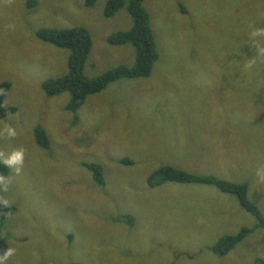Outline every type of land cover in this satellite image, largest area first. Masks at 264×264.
<instances>
[{"label": "rangeland", "instance_id": "rangeland-1", "mask_svg": "<svg viewBox=\"0 0 264 264\" xmlns=\"http://www.w3.org/2000/svg\"><path fill=\"white\" fill-rule=\"evenodd\" d=\"M0 0V84L10 91L0 118L9 169L8 215L1 236L15 254L5 264H254L264 260V229L225 258L209 248L255 219L234 196L198 184L148 176L162 166L248 185L264 217V0H144L158 59L147 78L122 79L87 97L73 114L69 94L48 97L41 84L67 73L69 51L39 41L42 28L86 29L89 78L134 63L131 46L106 39L130 29L125 10L103 15L108 0ZM41 127L49 145L39 147ZM128 161L122 164L121 161ZM82 163L103 170L94 183ZM131 216L132 226L122 217Z\"/></svg>", "mask_w": 264, "mask_h": 264}, {"label": "trees", "instance_id": "trees-1", "mask_svg": "<svg viewBox=\"0 0 264 264\" xmlns=\"http://www.w3.org/2000/svg\"><path fill=\"white\" fill-rule=\"evenodd\" d=\"M143 2L144 0H108L106 2L103 11L105 18H111L120 10H125L132 22L129 30L111 34L106 42L113 47L131 46L134 51V63L130 67L116 66L94 78H89L84 74V66L92 48V39L86 29L81 27L70 29L42 28L36 31L35 36L39 41L57 49L69 51L67 73L56 79L45 80L41 84V89L48 97H55L63 93L69 94L66 111L73 114L72 123L74 125H77L79 121L77 111L85 103L88 96L102 92L118 80L147 78L150 76L153 65L158 59V54L150 28L149 16L144 9ZM83 3L85 8H92L96 0H83ZM25 4L28 9H32L36 6L37 1L26 0ZM9 91L10 84L8 82L0 84V118L14 114L16 111L14 107H4V100ZM34 138L39 147H48L49 142L46 132L41 127L34 131ZM121 163L129 164L126 160H122ZM82 167L91 174L95 184L104 185L101 166L94 163H82ZM8 172V168L0 165V176L7 177ZM166 183L198 184L214 187L221 193L234 196L243 211L255 219V224L252 227H244L235 235L223 236L210 247V253L216 258H225L246 236L257 229H264V217L258 207L249 201L248 185L246 183L226 181L211 174L190 173L172 166L158 168L146 180L149 188H156ZM3 201L0 193V255L7 249L1 232L9 209ZM122 221L130 226L133 224L131 216L122 217ZM254 264H264V260L257 258Z\"/></svg>", "mask_w": 264, "mask_h": 264}, {"label": "clouds", "instance_id": "clouds-1", "mask_svg": "<svg viewBox=\"0 0 264 264\" xmlns=\"http://www.w3.org/2000/svg\"><path fill=\"white\" fill-rule=\"evenodd\" d=\"M3 133H6L9 137L16 136V130L11 126H5L3 129ZM0 133V134H3ZM24 161V152L23 150H14L7 154L0 151V165H3L6 168L14 169L16 173H19L20 168ZM11 183V179L9 177L0 176V189L3 191L8 190V186ZM3 203L7 204V201H3ZM15 254V249L8 248L6 249L2 255H0V264H5L6 261L9 260Z\"/></svg>", "mask_w": 264, "mask_h": 264}]
</instances>
